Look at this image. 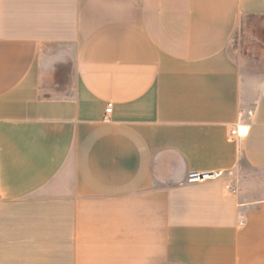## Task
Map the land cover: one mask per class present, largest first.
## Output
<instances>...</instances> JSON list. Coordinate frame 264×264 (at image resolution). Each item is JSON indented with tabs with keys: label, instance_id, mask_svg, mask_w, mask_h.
Instances as JSON below:
<instances>
[{
	"label": "crops",
	"instance_id": "0c3cea01",
	"mask_svg": "<svg viewBox=\"0 0 264 264\" xmlns=\"http://www.w3.org/2000/svg\"><path fill=\"white\" fill-rule=\"evenodd\" d=\"M0 264H264V0H0Z\"/></svg>",
	"mask_w": 264,
	"mask_h": 264
},
{
	"label": "built area",
	"instance_id": "2783aa9c",
	"mask_svg": "<svg viewBox=\"0 0 264 264\" xmlns=\"http://www.w3.org/2000/svg\"><path fill=\"white\" fill-rule=\"evenodd\" d=\"M111 110H112V103L108 102L105 108V113L109 114ZM248 130L249 129L246 125L236 124L229 129L228 137L229 139H233L236 137L245 136L247 135ZM222 175L223 173L221 171H218V172H194L192 171L187 174V181L197 182V181H201L204 179L218 178V177H221ZM225 187L233 192L236 190V188H234L230 184H226Z\"/></svg>",
	"mask_w": 264,
	"mask_h": 264
}]
</instances>
